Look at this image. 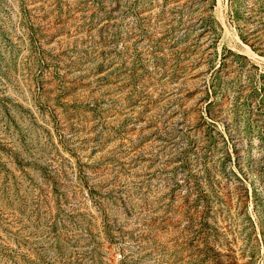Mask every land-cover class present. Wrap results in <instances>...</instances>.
<instances>
[{"label":"rangeland","instance_id":"1","mask_svg":"<svg viewBox=\"0 0 264 264\" xmlns=\"http://www.w3.org/2000/svg\"><path fill=\"white\" fill-rule=\"evenodd\" d=\"M0 264H264V0H0Z\"/></svg>","mask_w":264,"mask_h":264}]
</instances>
